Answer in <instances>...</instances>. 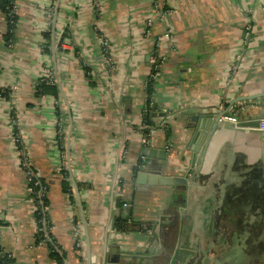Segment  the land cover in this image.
<instances>
[{
  "label": "crops",
  "instance_id": "0c3cea01",
  "mask_svg": "<svg viewBox=\"0 0 264 264\" xmlns=\"http://www.w3.org/2000/svg\"><path fill=\"white\" fill-rule=\"evenodd\" d=\"M16 2L8 42L0 15V258L56 264L51 244L63 264L88 255L101 264L104 248L120 264H257L262 134L222 118L210 128L220 115L264 119V0ZM42 78L54 80L58 99L34 96ZM146 148L164 152L149 158ZM24 165L48 187L41 242ZM145 165L187 184L138 185ZM119 214L135 225L114 230Z\"/></svg>",
  "mask_w": 264,
  "mask_h": 264
},
{
  "label": "trees",
  "instance_id": "16d2710c",
  "mask_svg": "<svg viewBox=\"0 0 264 264\" xmlns=\"http://www.w3.org/2000/svg\"><path fill=\"white\" fill-rule=\"evenodd\" d=\"M14 2L15 0H0V13H2V15L5 17V21H6V29H7L5 35L6 42L10 41V39L12 38V34L15 31L16 24L18 21V17L16 15L11 14L12 5L14 4ZM44 37L47 40L49 39V35L44 34ZM153 91H154V80L149 79L146 84L147 100H146V107L143 112L144 125H151L150 112L152 109L150 107L151 106L150 104H151V96L153 94ZM7 95H8L7 90L0 89V97H7ZM34 96L36 98L53 97L55 99H58L59 90L54 80L50 78H42L38 81L37 85L35 86ZM55 112L56 115H59L60 113L59 108H57V106L55 108ZM165 130H166V134L169 135L170 133L169 129L166 128ZM145 132L147 133V130ZM64 176L67 178L66 171H64ZM28 183H29V187L32 190L30 197L36 207L34 214L38 227V233L36 234V242H41L46 240L45 239L46 237L45 234L42 231H40V229L44 227L47 230L49 225V221H48L49 205L46 199V192L48 187L42 179L35 176L33 170H32V177ZM81 187L88 188V186H84V185L78 186L79 189H81ZM63 189L71 192L68 182L66 181L63 182ZM117 205L121 206L122 203L119 202ZM44 221L46 222V226H43ZM132 224L135 225V223H133V218L131 215L126 216L124 214H119L112 219L111 226L112 228H114V230L122 232V231H128L129 226ZM136 226L142 229L141 224H137ZM49 247H50V257L56 262V264H63L62 258L59 256L56 249H54L53 245L49 244ZM8 263L9 260L7 258H0V264H8Z\"/></svg>",
  "mask_w": 264,
  "mask_h": 264
},
{
  "label": "water",
  "instance_id": "95a60500",
  "mask_svg": "<svg viewBox=\"0 0 264 264\" xmlns=\"http://www.w3.org/2000/svg\"><path fill=\"white\" fill-rule=\"evenodd\" d=\"M222 117H223V115H220V116L216 117L215 119H213L212 124H211L212 126L210 128L211 132L214 131V129L216 128L218 122L220 121V119ZM210 119H212V118L210 117ZM259 122H260V119H255V120H251V121H238V123L236 125V128H239V129H251V130H255L256 131V128H258V126H259ZM262 140H263V145H264V134H262ZM146 150L148 152V157L149 158L150 157H154L157 154H162V152H164V151H158L156 149H149V148H146L145 151ZM158 152H160V153H158ZM145 176H146L145 182L138 183V185H146V186H149V187H157V186L163 187V186H173V185H176V184H179V183L187 184L186 179L176 178V177H173V176H160V175H158L156 173L151 174L150 173V169L148 168L147 165H145V170L142 171V173H138L137 174V181H139V179H142V178L144 179ZM74 194H75V197H76V199L78 201V206H79V210H80V213H81V217H82L84 226H86V221H85V218H84V211H83V208H82V205H81V201H80L79 191H78V189H77L75 184H74ZM84 231H87L86 227H85ZM103 254H104V259L101 262V264H120L118 260L110 259L107 256L106 248H104ZM87 260H88L87 264H91L89 255H88ZM170 264H172V261H171Z\"/></svg>",
  "mask_w": 264,
  "mask_h": 264
},
{
  "label": "built area",
  "instance_id": "2783aa9c",
  "mask_svg": "<svg viewBox=\"0 0 264 264\" xmlns=\"http://www.w3.org/2000/svg\"><path fill=\"white\" fill-rule=\"evenodd\" d=\"M17 10H18V6H17V2L15 0L14 4L12 5V10H11V14L13 15H16L17 16ZM0 15H2V13H0ZM4 17V16H3ZM101 47H102V51H103V54L106 56V59H107V63L108 64H111V59L109 58V48H108V41L106 39H101ZM158 69V66L155 65L152 70L153 72H156ZM146 86V84H145ZM222 120L230 123V124H233L235 127L238 123L237 119L235 117H231V116H223L222 117ZM256 131L258 133H261V134H264V119H260V122H259V126L258 128H256ZM15 142H18L19 139L18 138H15L14 139ZM141 143L144 145V146H149L151 144V139H150V136L149 134H144L142 139H141ZM25 169H26V174H27V181L29 182L31 177H32V171L27 167L25 166ZM124 208H127L129 207L128 204H124L123 205ZM46 211V210H45ZM43 226H46V222L44 221L43 222ZM145 230L148 229L147 226L144 227ZM40 231H42L44 234H46V229L43 227L40 229Z\"/></svg>",
  "mask_w": 264,
  "mask_h": 264
},
{
  "label": "rangeland",
  "instance_id": "374dc122",
  "mask_svg": "<svg viewBox=\"0 0 264 264\" xmlns=\"http://www.w3.org/2000/svg\"><path fill=\"white\" fill-rule=\"evenodd\" d=\"M254 257H256L258 260V261H256L257 264H264V256L258 257V255H255Z\"/></svg>",
  "mask_w": 264,
  "mask_h": 264
}]
</instances>
